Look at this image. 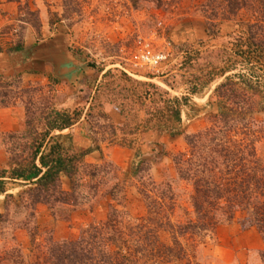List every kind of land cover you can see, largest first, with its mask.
<instances>
[{"label":"trees","instance_id":"obj_1","mask_svg":"<svg viewBox=\"0 0 264 264\" xmlns=\"http://www.w3.org/2000/svg\"><path fill=\"white\" fill-rule=\"evenodd\" d=\"M9 1L17 3L20 10V24L8 25L0 32L12 34L7 50L11 56L30 48L25 42L27 26L36 30L40 43L42 26L39 14L32 9L33 2ZM211 5L209 37H218L221 22L232 21L242 12L249 19L225 50L224 65L214 66L206 78L193 85L192 90L197 93L224 79L213 94L219 112L212 115V126L187 136L189 150L173 160L179 181L192 187V211L182 209L185 221L173 220L177 209L175 179L159 182L150 174L167 158L166 149H154V155H146L140 150L144 142L136 140L127 145L135 150L129 172L123 180L115 176V183L104 197L122 206L127 200V180L138 184L148 180L139 190L147 216L136 225L127 220L124 209L110 205L107 219L90 225L77 239L56 241L52 232H45L44 237L34 222L40 205L53 214L58 205L76 210L81 198L83 204L99 196L103 182L96 184L95 179L100 174L109 169L112 174L119 173L120 169L111 163L103 166L86 162L89 155L101 152L96 140L92 147L79 149L70 135L61 134L80 120L82 111L71 113V106L66 104L39 106L36 96L40 90L25 87L22 73L7 77L0 72V110L24 106L26 112L23 132L0 133L5 141L12 142L7 151V168H0V195L6 194L8 182L25 187L18 197L6 195L4 209L9 210L13 204L21 212L27 210V221L19 229L29 239L27 246L20 243L0 250V264H198L207 239L215 237L219 227L233 223L243 229H256L264 241V0H210ZM25 73L36 74L30 70ZM111 76L113 72L108 71L103 79ZM141 86L147 87L145 96L151 100L152 108L147 112L149 118L135 131L142 128L145 135L184 136L182 102L156 85ZM93 110L92 105L88 115ZM120 112L124 114L123 109ZM83 176L94 181L84 186ZM64 177L70 181L69 191L63 188ZM6 222L7 214L0 210V227ZM260 260L264 264V249Z\"/></svg>","mask_w":264,"mask_h":264},{"label":"rangeland","instance_id":"obj_2","mask_svg":"<svg viewBox=\"0 0 264 264\" xmlns=\"http://www.w3.org/2000/svg\"><path fill=\"white\" fill-rule=\"evenodd\" d=\"M22 1L23 4L33 2L32 9L39 14L43 46L37 53L43 61H47L31 63L25 55L22 56L24 63H20L21 66L36 73L32 75L45 79V82L35 81L25 87L40 90L36 96L39 106L44 103L56 107L66 104L71 106V113L74 110L82 111L80 120L61 134L70 135L79 149L92 147L93 140H96L101 152H95V156L89 155L86 162L103 166L111 163L120 169L119 173L112 174L109 169L100 174L95 179L96 184L103 182L99 196L88 203L83 201V204L81 198V205L76 210L58 205L54 215L46 206L40 205L34 222L39 224L44 237H47L45 232H52L56 241L77 239L90 225L107 219L110 205L124 209L127 220L136 225L147 216L148 209L139 190L148 180L139 181V184L138 181L127 180V200L122 206L104 197L115 183L114 177L123 180L129 172L135 150L127 145L136 140L144 142L140 150L146 155H154V149L157 152L166 149L167 158L150 174L159 182L172 177L175 179L173 188L177 209L173 220L185 221L186 215L182 209L192 211V187L179 181L173 160L179 153L189 150L187 136L212 126V115L219 112L213 94L224 79L201 88L197 93L193 92V85L206 78L214 66L224 65L225 50L242 31V25L249 15L242 12L232 21L221 22L220 35L209 37L208 23L212 21L209 19L212 13L210 0ZM21 15L24 16V12ZM19 24L16 21L13 25ZM32 31L38 40L33 27ZM31 49L30 46L27 51ZM148 53L150 62L142 59ZM101 69L103 73H99ZM108 71H112L113 76L104 80L103 75ZM55 80L59 82L55 84ZM145 83L156 85L167 91L172 99L182 102L184 136L145 135L141 132L142 128L135 131L149 118L147 112L152 108L151 100L145 96L147 87L141 86ZM92 99H95L94 102H91ZM92 105L94 110L88 115ZM120 109L124 110V114ZM113 124L115 128H112ZM24 127L25 124L18 132H23ZM11 143L0 135V146L6 151L12 146ZM155 144L161 145L156 148ZM127 150L132 152L129 158L124 155ZM7 157L8 162V152ZM82 179L84 186L94 181L84 176ZM63 188L69 191L68 178H63ZM24 189L14 182H8L6 194L0 195V210L7 214L6 224L0 227V250L16 247L20 243L27 246L29 242L26 232L19 229L21 223L27 221V210L21 212L13 204L9 210L4 209L6 195L18 197ZM82 191H79L81 196ZM250 230L255 231L243 229L237 223L219 227L215 237L207 239L202 246L198 264H261L260 253L264 249V241L260 234L250 233ZM244 248L248 251L247 256L252 250V257L246 258Z\"/></svg>","mask_w":264,"mask_h":264},{"label":"crops","instance_id":"obj_3","mask_svg":"<svg viewBox=\"0 0 264 264\" xmlns=\"http://www.w3.org/2000/svg\"><path fill=\"white\" fill-rule=\"evenodd\" d=\"M19 17H20V10H19V5L17 3L10 2L9 0H1V3H0V32L4 31V28L6 26L13 25L16 21H18ZM34 35L35 34L32 31V27L26 28V33H25L26 46L28 47L31 46L32 49L36 47L35 45L38 41ZM11 40H12L11 33L9 35H4V34L0 35V72L7 77H12L16 73L17 74L22 73L23 74L22 80H23L24 85L33 83L35 81L45 82V79L39 75H32V74L25 73L27 70H30V69L21 66L20 63H24L22 62V56L25 55L27 50L25 53H21V54H16V55H11V56L7 54V50L11 46V43H10ZM41 44H43V42L37 43V46H40ZM32 49H31V52L34 55L32 56L31 54L27 53L25 55V58L30 57L27 59H30L28 61H30L31 63H36L42 60L39 53L34 52ZM43 62L47 63V61L45 60ZM25 116H26V112H25L24 106H17V107L15 106L12 108H6V109L0 110V133L8 134V133H13V132H18L24 124ZM56 133H59V132H56ZM131 153H132L131 151L127 150L126 152H124V155H126L129 158L131 156ZM95 155L96 153L92 154V156H95ZM7 159H8L7 151L1 145L0 146V167L6 165ZM122 162H117V163L120 166H122L123 163L125 164V162L123 163ZM235 224L236 223H233L230 226H233ZM254 230H255L254 232L258 233L256 229ZM250 231H251L250 233H254L252 230ZM223 250L227 252L226 249H223ZM244 250L246 253L245 255L246 258L247 257L250 258L252 257V254H254L252 250H249L250 255L247 256L248 251L245 248ZM250 260L251 259H249V262Z\"/></svg>","mask_w":264,"mask_h":264},{"label":"water","instance_id":"obj_4","mask_svg":"<svg viewBox=\"0 0 264 264\" xmlns=\"http://www.w3.org/2000/svg\"><path fill=\"white\" fill-rule=\"evenodd\" d=\"M41 46H43V45L36 46V47L33 48L32 50H33L34 52H38ZM50 47H51V46H50ZM36 48H37V49H36ZM27 53L31 54L32 56L34 55V54L31 52V50L27 51V52L25 53V55H26ZM27 58H30V57H27ZM40 61H43V60H40Z\"/></svg>","mask_w":264,"mask_h":264},{"label":"built area","instance_id":"obj_5","mask_svg":"<svg viewBox=\"0 0 264 264\" xmlns=\"http://www.w3.org/2000/svg\"><path fill=\"white\" fill-rule=\"evenodd\" d=\"M158 58H159V57H158ZM142 59H144V60L147 59V60L150 62V55H149V53L143 55V56H142ZM158 60H159V59H158ZM158 60H155L154 62H155V63H158ZM145 61H146V60H145Z\"/></svg>","mask_w":264,"mask_h":264}]
</instances>
